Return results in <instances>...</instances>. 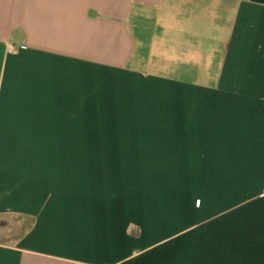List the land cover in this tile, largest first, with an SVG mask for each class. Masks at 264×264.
I'll list each match as a JSON object with an SVG mask.
<instances>
[{"label":"crops","instance_id":"crops-1","mask_svg":"<svg viewBox=\"0 0 264 264\" xmlns=\"http://www.w3.org/2000/svg\"><path fill=\"white\" fill-rule=\"evenodd\" d=\"M0 234V264H264V0H0Z\"/></svg>","mask_w":264,"mask_h":264},{"label":"rangeland","instance_id":"rangeland-1","mask_svg":"<svg viewBox=\"0 0 264 264\" xmlns=\"http://www.w3.org/2000/svg\"><path fill=\"white\" fill-rule=\"evenodd\" d=\"M3 46H7V43L6 42H3ZM10 229H12V228H10ZM0 241H2V242H8L9 239L6 236L0 234Z\"/></svg>","mask_w":264,"mask_h":264}]
</instances>
